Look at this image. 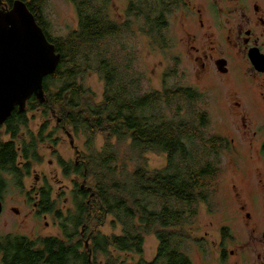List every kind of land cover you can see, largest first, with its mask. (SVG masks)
<instances>
[{"label":"trees","instance_id":"16d2710c","mask_svg":"<svg viewBox=\"0 0 264 264\" xmlns=\"http://www.w3.org/2000/svg\"><path fill=\"white\" fill-rule=\"evenodd\" d=\"M69 1L76 8L78 26L63 37L47 33L61 54L60 64L54 74L44 78L46 101L39 103L32 96L23 111L16 108L7 118L6 130L16 138L17 151L0 143V173L11 170L20 183L23 174L30 171L29 162L38 158L39 146L52 137L44 134L46 123L37 133L30 129L28 113L41 108L45 116L50 114L60 121L54 130L64 128L74 137L84 135L87 144L97 135L105 137L102 150L83 155L85 166L60 160L67 174L78 169L80 175L85 174L94 194L76 192L75 209L64 213L56 208L50 193L42 191L49 202L41 209L59 221L61 235L30 238L7 234L0 243L3 264H89L90 253L93 264H192L186 252V242L196 232L190 228L192 218L199 204L214 195L220 171L218 163L204 156L219 153L223 138L204 136L201 131L207 119L203 114L199 120L179 118L180 107L173 118H167L164 103L172 105L176 99L191 103L200 95L188 90L139 91L137 79L131 75V59L113 46L116 38L133 32V25L149 38L151 46L167 45L163 30L171 9L166 0H127L125 18L118 20L111 0ZM44 2L32 0L31 10L39 12ZM89 71L98 73L104 82L100 101L83 83V74ZM112 137L129 139L133 153L162 152L166 162L161 168L140 162L129 168L130 159L120 164L109 148ZM196 141L201 144L200 151L192 146ZM20 158L31 160L24 163ZM108 222L112 231L106 234L100 227ZM223 234L227 235L225 229ZM148 236L158 242L151 260L144 257ZM114 251L133 253L138 262L121 260Z\"/></svg>","mask_w":264,"mask_h":264},{"label":"rangeland","instance_id":"374dc122","mask_svg":"<svg viewBox=\"0 0 264 264\" xmlns=\"http://www.w3.org/2000/svg\"><path fill=\"white\" fill-rule=\"evenodd\" d=\"M111 1L113 16L118 20H123L127 0ZM210 1L214 0H194L193 3H202L204 7H207ZM215 1L223 8L229 9H233L235 4L234 0ZM255 1L261 2L253 0ZM41 8L44 25L51 37H63L72 29L77 28V11L69 0H45ZM166 18L168 26L163 31L167 45L163 47L153 44L151 46L149 38L140 33L136 25H133V32L126 33L113 42V46L122 53L125 52L126 57L131 59L129 62L131 75L137 79L136 87L144 93L162 91L164 87H195L200 90L196 91L200 95L199 99L191 103L183 99L174 100L172 105L164 103L163 109L166 117L173 118L176 115L175 112L181 107L179 118L199 120L201 114L206 117V126L201 131L205 137L221 135L227 141L232 137L235 139L239 137V141L247 142L248 135L239 130L243 128L240 121L238 128L234 125L235 118L232 115L234 113L229 111L226 96L231 91H213L211 78L213 73L198 75L193 59L189 53L187 54L189 45L198 46L202 43L210 45L209 41L204 42L203 37L201 39L203 32L201 36L199 32L197 33V40L192 39L191 33H194L192 26L183 23L180 12L173 13L171 10ZM222 20L224 28L216 27V22L212 21V27L208 31L214 34L212 39L218 49L226 48L227 44L224 43L223 35L228 32L227 29L231 25L235 24L233 13L224 14ZM126 63L128 64V61ZM82 78H84V85L90 87L94 91L96 100L100 101L103 97L104 82L99 74L89 71L84 73ZM239 92L248 93L249 91ZM28 120L30 129L35 133L46 123L44 134L52 137L45 139L39 146L36 160L20 158V161L26 163L31 160L29 162L31 168L29 173L23 174L20 183L16 179L15 185L11 182L6 188V193L13 197L11 201L6 202L8 206L0 219V235L14 233L30 238L60 236L59 221L54 220L51 215L45 218L40 214H30L32 206L23 203V194L30 190L33 193L32 185L40 186L47 183L50 196L56 201V208L64 213L68 208L71 209L74 205L72 201L75 194L74 181L80 184L82 178L73 176L71 172L67 176L65 172L68 170L61 167L60 160L75 163L76 153L70 145L69 137L61 130H54L55 117L50 114L45 116L40 108L29 112ZM0 132L2 135L4 128L0 129ZM20 133L23 134V132ZM5 138L9 137L5 135ZM87 141L88 138L81 134L77 135L74 140V144L83 155L95 154L105 147L103 135L92 138L89 144ZM109 141L111 142L109 148L113 149L120 164L127 163L128 159L131 160L129 168H133V165L138 162L149 168H161L166 162V156L162 152L143 151L140 153L137 151L133 153L129 139L117 141L112 137ZM197 142H194L192 146L200 151L201 144ZM243 146L244 144L241 148L239 146V153L232 146L218 155L213 153L204 156V159L218 163L220 171L215 180L217 186L214 195L212 194L206 202L199 204L197 214L192 218L193 223L190 228L193 227L196 230L195 237L186 242V252L192 264H264V160L260 156L250 157V150ZM45 176L46 180L43 179ZM11 205L19 208L20 216L17 217L13 211L8 210ZM246 212L251 214L250 218L245 217ZM100 229L106 234L112 231L109 222ZM224 229L227 235L223 234ZM157 244L155 237L146 238L145 259L153 258ZM220 251L223 253L222 256L219 255ZM230 251H233V255L229 254ZM114 254L120 255L121 260L129 263H137L139 259L133 253L114 251ZM0 264H2L1 254Z\"/></svg>","mask_w":264,"mask_h":264},{"label":"flooded vegetation","instance_id":"af4514ba","mask_svg":"<svg viewBox=\"0 0 264 264\" xmlns=\"http://www.w3.org/2000/svg\"><path fill=\"white\" fill-rule=\"evenodd\" d=\"M15 1L16 0H0V11L7 12L11 10ZM20 1H22L27 9L34 14L37 23L43 28L47 35V30L41 17L42 8L40 7V11L34 13L30 6L32 0ZM166 1L173 13L180 12L183 23L192 26L194 31V33H191L192 39L195 38L197 40V33L199 32L201 36L203 32L201 39L203 37L204 42L209 41L210 45L203 43L198 46L195 44L189 45L190 49L188 48L187 54L189 53L190 57L193 59L198 75L202 76L208 72L213 73L211 77L213 80V91L233 92H230L226 96L229 111L234 113L232 114L235 118L234 125L239 128L238 123L240 121L243 128H239V130L248 135L247 142L239 141V137L237 139L232 137L231 140H228L230 142H228L220 135L224 141L222 143L223 147L218 149L219 153L216 151L214 153L220 154L221 151L228 150L232 146L239 153V146L241 148V145L244 144L243 147L250 150V157L260 156L264 160V0H260L261 2H253V0H234L235 4L233 9L223 8L221 5L217 4L215 0L210 1L207 7H204L202 3L194 4V0ZM127 7L128 1L126 9ZM39 13H41V15H39ZM231 13H233L235 24L231 25V27L227 29L228 32L223 35L224 43L225 45L227 44L226 48L223 47L218 49V47L214 45V40L212 39L214 34L208 31L212 27V21L216 22V27L224 28L222 16H224V14L231 15ZM171 89L172 88L164 87L162 91H200L192 86H179ZM6 121L7 119L4 123L0 124V129L4 128V133L0 135V143L2 145L10 144V149L16 152L17 140L11 133L7 132ZM55 123L58 124L56 120ZM61 129H63L62 132L66 135L70 134L68 131L64 130V128ZM5 135L9 138L6 139ZM70 135L74 143L75 137L72 134ZM70 145L74 148L76 153V166L79 168L85 166L83 153L80 152V149L75 144L72 145L70 143ZM76 171L77 172L73 173V176L75 175L78 178L81 177L82 180L80 184L74 181V192L85 191L89 193L88 196H92L94 193L92 192V187L87 184L88 180L85 174L80 175L81 172L79 169ZM65 174H67V172H65ZM69 175L68 173L67 176ZM16 179V174L11 170H2L0 173V219L8 206L6 202L11 201L13 197L9 193H6V188L11 182L15 185ZM43 179L46 180V176L43 177ZM61 188L65 187L61 186ZM31 189L34 190L33 193L32 190H30L23 194V203L32 206V213L30 214H40L45 218L48 217L50 213L41 209L46 207L49 202L48 197L44 196L42 192H49L48 184L43 183L40 186L32 185ZM71 208L75 209V205H72ZM69 209L70 208L67 210ZM8 210L10 212L13 211L17 217L20 216L21 212L19 208L14 205H11ZM245 217L250 218L251 214L246 212ZM83 232L84 230L81 231V234H83ZM6 235H0V243H2L1 241ZM0 254L3 264L2 251H0ZM222 254V251H220L219 255L222 256ZM229 254L233 255V251H230Z\"/></svg>","mask_w":264,"mask_h":264},{"label":"water","instance_id":"95a60500","mask_svg":"<svg viewBox=\"0 0 264 264\" xmlns=\"http://www.w3.org/2000/svg\"><path fill=\"white\" fill-rule=\"evenodd\" d=\"M60 59L61 54L22 1L16 0L7 12L0 11V124L14 109L23 111L32 96L39 103L46 101L44 78L55 73ZM88 245L86 239L85 247ZM88 261L93 264L91 253Z\"/></svg>","mask_w":264,"mask_h":264}]
</instances>
